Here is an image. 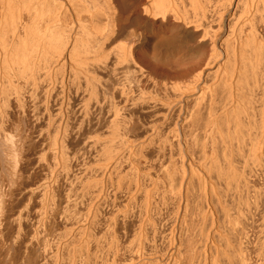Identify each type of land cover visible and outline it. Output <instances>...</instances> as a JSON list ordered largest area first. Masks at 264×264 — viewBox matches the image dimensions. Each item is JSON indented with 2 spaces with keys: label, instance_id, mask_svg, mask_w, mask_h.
Segmentation results:
<instances>
[{
  "label": "bare ground",
  "instance_id": "bare-ground-1",
  "mask_svg": "<svg viewBox=\"0 0 264 264\" xmlns=\"http://www.w3.org/2000/svg\"><path fill=\"white\" fill-rule=\"evenodd\" d=\"M122 8L0 0V264H264V0Z\"/></svg>",
  "mask_w": 264,
  "mask_h": 264
},
{
  "label": "rangeland",
  "instance_id": "rangeland-1",
  "mask_svg": "<svg viewBox=\"0 0 264 264\" xmlns=\"http://www.w3.org/2000/svg\"><path fill=\"white\" fill-rule=\"evenodd\" d=\"M112 1H114V3H115V5H117L118 6V11L116 12V16L114 15V21L116 22L115 24H116V26H117V28H116V30H118V31H120V29H121V31L122 30H124L122 33H121V37H120V39H122V42H119V44L120 43H126V40L124 39V38H126L127 37V39H128V35H129V33H130V31L131 30H133V28H129V20H130V14H128L127 12H125L124 10H123V8H122V4H124L125 3V1L126 0H112ZM116 17V18H115ZM107 18L106 17H103V20L105 21ZM116 19V20H115ZM127 23H128V26H126L127 25ZM126 26V27H125ZM121 27H125V28H121ZM175 27H176V24H172L170 27H169V30H171V32H173L174 30H175ZM120 28V29H119ZM127 28H128V30H127ZM129 29H130V31H129ZM172 29H174V30H172ZM169 30L167 31V32H162V37L161 38H164V35L166 34V33H168L169 32ZM120 31V32H121ZM124 32H125V34H124ZM127 33V34H126ZM158 33V35H159V33L160 32H157ZM172 34V33H171ZM161 36V35H160ZM159 36V37H160ZM158 37V38H159ZM161 38H159V39H161ZM165 38H166V35H165ZM164 38V39H165ZM167 38H169V36L167 35ZM167 38H166V40H167ZM125 40V41H124ZM121 41V40H120ZM123 45V44H122ZM141 58L143 59V61L145 62V64L146 65H148V67H149V65H150V68H151V70L153 71L154 70V72H159L160 71V73H161V77H158L159 79L161 78V80H159V81H166V82H168V83H170L171 84V82H174L175 81V78H174V76L175 75H173L175 72V67L172 65V64H170L169 63V61H170V58H171V56H172V52L171 51H168V52H166L165 54L163 53V54H161V55H158L157 56V54H150V55H145L144 56V54L143 53H141ZM160 56V57H159ZM163 56V57H162ZM158 57H159V59H158ZM164 59H166V60H164ZM167 63V64H166ZM156 65V66H155ZM172 65V66H171ZM169 66V67H168ZM157 69H158V71H157ZM174 69V71H172ZM166 70V71H165ZM171 70V71H170ZM163 73H162V72ZM170 73V75L167 73ZM174 72V73H173ZM102 74H103V77L102 78H106L107 76H106V74H104V73H102V72H99V76L101 75L102 76ZM166 77H165V76ZM166 79V80H165ZM170 79H171V81H170ZM169 80V81H168ZM150 87V88H149ZM152 87H151V85H148V90H150L151 91V93H153V91H152ZM157 93H159V92H157ZM160 94V93H159ZM161 110V111H160ZM163 109H161V108H158L156 111V113H159V112H163L162 111ZM136 115H135V114ZM154 113V114H153ZM155 113V111H152V112H146V111H142V110H135V109H132V111L130 110V112H129V116L128 117H130V118H134L133 119V121H135V123H138V124H145V123H147V122H150L151 123V121L153 120V116L156 114ZM131 115V116H130ZM134 115V116H133ZM97 119V116H96V114H95V120ZM95 120H94V122H93V125H95ZM101 121H102V123L103 124H105V122L107 123V121H108V119H107V117L106 116H102L101 117ZM143 123H142V122ZM147 121V122H146ZM141 127V126H140ZM78 138V137H77ZM76 137H73L72 138V140L71 141H69V144H68V146H69V149H70V151L72 150V152H77L78 150H80L81 148L83 149V147H82V137H79V138H81V139H77ZM36 144L34 145V151H33V156H32V161H31V167L33 168V170L31 171V176H34V177H31V179L33 178V182H35V183H37L38 181H40L44 176V174H45V170L43 171V169L40 167V169H37V167L35 166V161L37 160L36 158H37V156H38V154L42 151V150H40V148H43V146L41 145L42 144V142L40 141V144H38V142H35ZM40 145V146H39ZM36 146V147H35ZM37 148V149H36ZM39 149V150H38ZM36 150V151H35ZM39 151V152H38ZM35 153V154H34ZM37 155V156H36ZM91 155V154H90ZM89 154H86L85 155V158H84V160L86 161V162H90L92 159V157H93V155L92 156H90ZM88 160V161H87ZM90 160V161H89ZM92 162V161H91ZM35 167V168H34ZM42 169V170H41ZM44 173H43V172ZM43 173V174H42ZM43 176V177H42ZM169 215V214H168ZM167 214L165 215V218L168 220V218L167 217H169ZM167 216V217H166ZM134 222L135 221H132V223H131V225H130V227H133V225H134ZM130 229H132V228H130Z\"/></svg>",
  "mask_w": 264,
  "mask_h": 264
}]
</instances>
